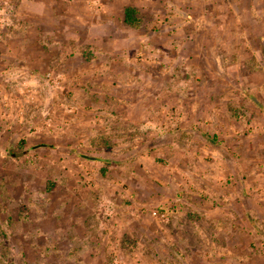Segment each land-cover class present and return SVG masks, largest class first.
<instances>
[{
    "label": "rangeland",
    "instance_id": "374dc122",
    "mask_svg": "<svg viewBox=\"0 0 264 264\" xmlns=\"http://www.w3.org/2000/svg\"><path fill=\"white\" fill-rule=\"evenodd\" d=\"M0 264H264V0H0Z\"/></svg>",
    "mask_w": 264,
    "mask_h": 264
},
{
    "label": "trees",
    "instance_id": "16d2710c",
    "mask_svg": "<svg viewBox=\"0 0 264 264\" xmlns=\"http://www.w3.org/2000/svg\"><path fill=\"white\" fill-rule=\"evenodd\" d=\"M139 13L137 9L127 6L123 12V23L130 28H138L140 25Z\"/></svg>",
    "mask_w": 264,
    "mask_h": 264
},
{
    "label": "built area",
    "instance_id": "2783aa9c",
    "mask_svg": "<svg viewBox=\"0 0 264 264\" xmlns=\"http://www.w3.org/2000/svg\"><path fill=\"white\" fill-rule=\"evenodd\" d=\"M153 215H155V213H153Z\"/></svg>",
    "mask_w": 264,
    "mask_h": 264
}]
</instances>
